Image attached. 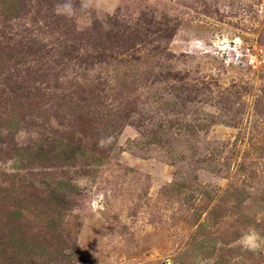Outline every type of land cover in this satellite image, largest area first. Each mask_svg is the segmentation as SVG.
Segmentation results:
<instances>
[{"label": "rangeland", "instance_id": "obj_1", "mask_svg": "<svg viewBox=\"0 0 264 264\" xmlns=\"http://www.w3.org/2000/svg\"><path fill=\"white\" fill-rule=\"evenodd\" d=\"M3 1L0 264H264V0Z\"/></svg>", "mask_w": 264, "mask_h": 264}, {"label": "clouds", "instance_id": "obj_2", "mask_svg": "<svg viewBox=\"0 0 264 264\" xmlns=\"http://www.w3.org/2000/svg\"><path fill=\"white\" fill-rule=\"evenodd\" d=\"M93 2L94 0H81L79 10H87L93 6ZM55 11L57 15H62L71 19L76 15L77 8L72 4L71 0H64V2L56 4ZM237 243L248 251L257 252L264 250V236H261L260 233L252 227L241 234Z\"/></svg>", "mask_w": 264, "mask_h": 264}, {"label": "trees", "instance_id": "obj_3", "mask_svg": "<svg viewBox=\"0 0 264 264\" xmlns=\"http://www.w3.org/2000/svg\"><path fill=\"white\" fill-rule=\"evenodd\" d=\"M12 1H13V0H12ZM12 1H11V2H12ZM7 2H8V0H4V1H3V4H7ZM15 3H16V0H14V4H15Z\"/></svg>", "mask_w": 264, "mask_h": 264}]
</instances>
